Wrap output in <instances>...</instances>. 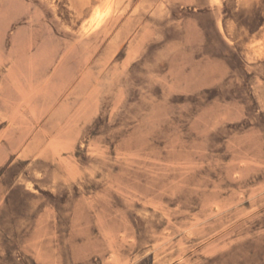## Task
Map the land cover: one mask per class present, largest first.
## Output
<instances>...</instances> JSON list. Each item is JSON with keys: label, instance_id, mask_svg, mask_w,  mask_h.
<instances>
[{"label": "rangeland", "instance_id": "obj_1", "mask_svg": "<svg viewBox=\"0 0 264 264\" xmlns=\"http://www.w3.org/2000/svg\"><path fill=\"white\" fill-rule=\"evenodd\" d=\"M0 264H264V0H0Z\"/></svg>", "mask_w": 264, "mask_h": 264}]
</instances>
